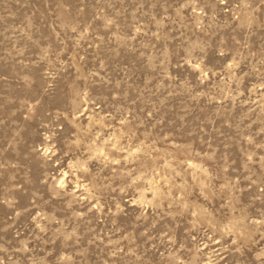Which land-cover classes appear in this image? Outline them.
Masks as SVG:
<instances>
[{
  "label": "rangeland",
  "instance_id": "rangeland-1",
  "mask_svg": "<svg viewBox=\"0 0 264 264\" xmlns=\"http://www.w3.org/2000/svg\"><path fill=\"white\" fill-rule=\"evenodd\" d=\"M0 264H264V0H0Z\"/></svg>",
  "mask_w": 264,
  "mask_h": 264
}]
</instances>
